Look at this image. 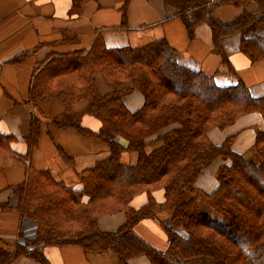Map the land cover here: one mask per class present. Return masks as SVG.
<instances>
[{
  "label": "trees",
  "instance_id": "obj_1",
  "mask_svg": "<svg viewBox=\"0 0 264 264\" xmlns=\"http://www.w3.org/2000/svg\"><path fill=\"white\" fill-rule=\"evenodd\" d=\"M87 1L74 0V4L80 7ZM164 1L178 10L188 29L210 25L215 43L250 25H264V0ZM250 3L256 10L228 20L211 10L217 5ZM240 49L252 63H264L263 36L243 39ZM134 91L144 96V104L132 112L124 99ZM52 98L65 111L86 103L73 125L83 137L101 143L105 153L79 172L77 187L57 181L48 170L29 169L19 187L16 210L21 219L37 224L36 239L1 250L0 264H11L21 256L48 264L40 248L67 245L87 252L111 250L121 264L141 256L151 264H264V131L256 132L254 159L233 149L236 134L220 145L209 137L211 130H225L244 115L257 113L264 118V95L253 96L242 80L221 86L214 76L180 65L176 50L166 40L138 48H108L97 36L89 49L50 53L35 70L30 101ZM85 114L101 122L99 131L81 126ZM59 120L53 122L66 125L64 117ZM39 125L31 124L25 157L38 146ZM13 139L0 133V163L12 155ZM59 152L67 163L71 161L63 150ZM125 152L137 154L135 164L122 162ZM217 160L222 162L216 175L218 186L204 192L197 183ZM156 191H163L165 204L173 207L165 226V250L134 232L143 219L162 213L164 205L152 197ZM143 193L148 195L147 203L134 208L132 201ZM182 196L187 199L180 201ZM201 196L225 213L229 223L195 210ZM120 211L126 215L120 228L99 229L101 216Z\"/></svg>",
  "mask_w": 264,
  "mask_h": 264
},
{
  "label": "crops",
  "instance_id": "obj_2",
  "mask_svg": "<svg viewBox=\"0 0 264 264\" xmlns=\"http://www.w3.org/2000/svg\"><path fill=\"white\" fill-rule=\"evenodd\" d=\"M246 5H217L211 10L221 20H228L230 8L236 11L232 18L246 11ZM257 35L264 37V25H250L215 43L210 25L203 23L188 29L178 16V10L164 0H90L80 7L74 4V0H0V133L14 138L12 155L0 163V252L16 244L33 242L36 238V223L21 219L16 210L20 201L19 187L21 189L26 181L29 169L48 170L57 181L77 187L79 172L93 166L105 153L101 143L83 137L73 125L76 113L86 103L65 111L56 98L36 103L30 101L33 73L50 53L89 49L97 36L108 48H138L166 40L176 50L180 65L214 76L221 86H233L242 80L253 96L260 97L264 95V63H252L240 49L243 39ZM124 101L134 112L143 106L144 96L134 91ZM61 117L65 118V126L53 122ZM34 121L41 126L38 146L29 157H25L28 152L25 139ZM80 121L81 126L92 131H99L102 125L88 114ZM257 130L264 131V118L250 113L223 131L211 130L209 137L220 145L227 136L236 134L233 148L244 154L254 145ZM115 139L124 142L117 136ZM60 150L71 161L67 163ZM121 160L135 164L137 154L125 152ZM219 163L220 166L222 162ZM217 170L213 174L217 175ZM206 171L197 186L207 190L204 192H211L217 188L218 182L216 179V183H212ZM152 197L164 205L162 213L155 215L160 220L155 217L143 219L134 232L156 249L165 250L168 245L165 226L170 223L167 217L173 207L165 204L163 191L153 192ZM147 201L148 195L143 193L134 198L132 206L139 209ZM125 221L126 215L120 211L101 216L98 226L102 231H116ZM40 249L48 264H121L111 250L87 252L76 245L42 246ZM128 263L151 264L144 256ZM11 264L39 262L21 256Z\"/></svg>",
  "mask_w": 264,
  "mask_h": 264
},
{
  "label": "rangeland",
  "instance_id": "obj_3",
  "mask_svg": "<svg viewBox=\"0 0 264 264\" xmlns=\"http://www.w3.org/2000/svg\"><path fill=\"white\" fill-rule=\"evenodd\" d=\"M229 10H230V13L228 14L229 15L228 17L231 18V15L234 14L236 11L232 10L231 8ZM246 10L254 11V10H256V6L253 3L247 4L246 5ZM137 69H138V72L137 73L138 74H141L140 68H137ZM218 131H223V130H219L218 129ZM244 155H246L250 159H254L256 157L255 152H254V149H253V144L249 148H247L246 151H244ZM219 162L220 161L211 164L209 166V168L207 169V171H206V175H210V178H211V182L212 183H216V174H213V172L216 169H218L219 164H220ZM201 188H205V187L204 186H201ZM204 191H207V190H204ZM186 196L188 198H191L193 195L186 194ZM187 197L182 196V198L180 199V201H182L183 198L184 199H187ZM194 209L195 210H198L200 212H203V213H205L207 215H209L214 220H217V221H219V222H221L223 224L229 223V217L225 213H223L220 210H218L217 208H215V206L212 203H210L206 198H204L202 196L197 199L196 205H195V208ZM155 219L160 220V218L158 216L155 217ZM180 231H182V230H179V232ZM180 233L183 234V235H185V232H180Z\"/></svg>",
  "mask_w": 264,
  "mask_h": 264
}]
</instances>
